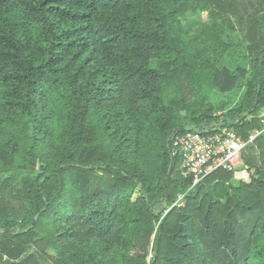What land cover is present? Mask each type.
<instances>
[{
    "label": "trees",
    "instance_id": "16d2710c",
    "mask_svg": "<svg viewBox=\"0 0 264 264\" xmlns=\"http://www.w3.org/2000/svg\"><path fill=\"white\" fill-rule=\"evenodd\" d=\"M261 114L264 0H0V264H264V135L194 186L171 144Z\"/></svg>",
    "mask_w": 264,
    "mask_h": 264
},
{
    "label": "built area",
    "instance_id": "2783aa9c",
    "mask_svg": "<svg viewBox=\"0 0 264 264\" xmlns=\"http://www.w3.org/2000/svg\"><path fill=\"white\" fill-rule=\"evenodd\" d=\"M258 118L259 127L249 130L246 138L233 128L218 126L206 131L187 128L177 134L171 144L173 153L181 159V175L189 178L194 186L217 169L245 171L243 150L264 135V114Z\"/></svg>",
    "mask_w": 264,
    "mask_h": 264
},
{
    "label": "rangeland",
    "instance_id": "374dc122",
    "mask_svg": "<svg viewBox=\"0 0 264 264\" xmlns=\"http://www.w3.org/2000/svg\"><path fill=\"white\" fill-rule=\"evenodd\" d=\"M205 19H207V13L206 11L203 12H199L196 15L190 14L188 15V17L186 18L188 24L186 25V27L188 29H190L191 31H195L198 28V24L202 21H204ZM225 63L227 65H231V60L230 59H225ZM233 100L229 101V106H231L233 103H235L239 97L238 96H233ZM223 97L221 96V94L219 93V91H215L212 90L209 92L208 94V101L209 102H214L217 103L219 102ZM242 167V166H240ZM177 201L180 202L179 204H183V194H179ZM4 236L3 231L0 229V238H2ZM49 253H51L53 255L54 251L50 250L48 251Z\"/></svg>",
    "mask_w": 264,
    "mask_h": 264
}]
</instances>
